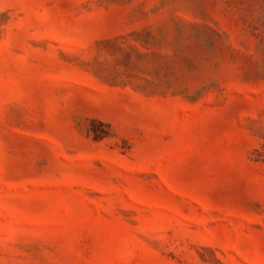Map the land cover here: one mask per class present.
<instances>
[{
	"label": "rangeland",
	"instance_id": "obj_1",
	"mask_svg": "<svg viewBox=\"0 0 264 264\" xmlns=\"http://www.w3.org/2000/svg\"><path fill=\"white\" fill-rule=\"evenodd\" d=\"M0 264H264V0H0Z\"/></svg>",
	"mask_w": 264,
	"mask_h": 264
}]
</instances>
